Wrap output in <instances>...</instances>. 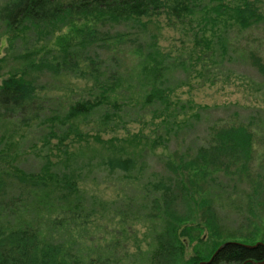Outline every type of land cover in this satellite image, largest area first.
Instances as JSON below:
<instances>
[{
  "label": "rangeland",
  "instance_id": "rangeland-1",
  "mask_svg": "<svg viewBox=\"0 0 264 264\" xmlns=\"http://www.w3.org/2000/svg\"><path fill=\"white\" fill-rule=\"evenodd\" d=\"M10 1L0 0V10ZM250 1L264 16V0ZM205 2L211 8L219 0ZM153 20L99 27L91 50L100 55L102 71L119 77L112 99L118 106L106 104L66 121L71 105L100 93L91 77L54 75L38 67L62 55L61 39L71 27L43 35L32 28L10 32L0 19V87L10 75L25 72L42 107L26 124L0 119V200L22 197L28 203L6 222L19 227L26 220L41 239L62 245L79 264H200L224 242L264 241V18L249 28L221 24L216 36L207 26L211 49L197 40V22L181 24L166 14ZM154 58L162 64L158 76L150 73ZM154 90L163 93V101H147ZM243 127L251 137L248 151L220 157L215 167L206 168L213 175H193L188 182L194 199L210 202L214 216L181 197L170 222L179 225L183 253L157 255L169 219L157 207L150 184L178 177L180 157L191 160L201 147L219 149L225 132ZM112 146L125 148L118 155L134 159L133 172L109 171L104 161L113 156ZM65 150L71 154L68 163H62ZM49 161L70 166L80 189V218L60 227L51 224L56 196L24 188L10 175L12 166L38 174Z\"/></svg>",
  "mask_w": 264,
  "mask_h": 264
},
{
  "label": "trees",
  "instance_id": "trees-1",
  "mask_svg": "<svg viewBox=\"0 0 264 264\" xmlns=\"http://www.w3.org/2000/svg\"><path fill=\"white\" fill-rule=\"evenodd\" d=\"M205 1L11 0L0 10V19L10 32L29 31L32 28L38 34L43 35L60 31L66 26L71 27L66 37L61 39L63 43L61 44L62 55L57 56L53 61L45 60L38 67L46 69L54 75L83 74L94 80V85L100 90V93L93 99L82 100L70 106L65 119L74 121L80 117L91 115L106 104L118 106L112 99L116 95V82L119 77L116 76V73L109 74L102 71L100 55L91 50L98 37L99 27L130 22L147 25L142 21L143 19L152 23L154 18L166 14L169 19H177L181 24L197 22L199 26V31L196 33L197 40L201 39L202 42H205L206 47L211 49L212 41L205 35L206 31L204 30L207 26L211 28L212 35L216 36L221 24L224 27L235 24L242 28H249L251 24L264 18L259 13L255 2L250 0H242L238 5H226L222 0H219L211 8ZM154 64L150 73L158 76L162 64L157 58H154ZM33 65L31 64V66ZM262 69L264 70V66ZM146 97L148 102L153 103L156 99L163 101L165 96L161 91L154 90ZM38 98L39 91L35 83L26 78L25 72L22 75H10L4 79L3 85L0 87V119L19 118L23 124L36 119L42 109ZM73 131L71 129V132ZM74 132L80 141L85 140L83 132L78 130ZM64 139L62 138L60 142L62 143ZM96 141L101 144L106 143L99 139ZM250 141L251 137L244 127L225 132L219 149H214L213 146L210 148L201 147L197 156L191 160H184L180 157L179 164L175 167L178 177L173 180L170 178V181L161 179L157 183L150 184L154 201L159 203L156 204L157 207H162L161 211L166 217L164 219H169L167 220V226H169L167 238L162 240L161 250L157 255L160 256L163 252V254H167V258H171L170 256H178L183 253V244L177 236L179 225L170 222L175 212L173 206L177 201H180L181 197H185L184 199L190 203H196L200 209L206 208L209 216H214L210 202L204 199L197 201L194 199V192L189 187L191 177L194 175L204 178L206 175H213L206 168L215 167L216 162L224 155L245 154ZM110 148L115 150L114 154L104 161L109 171L114 173L119 170L124 174L133 172L136 167L134 159L131 156L118 155V152H125V148H114V146ZM67 151L64 152L66 159L62 163L71 161V154ZM10 175L24 188L44 190L48 191V194L56 196L57 216L51 220L52 227H60L63 226L64 221L80 218L81 209H83L78 197L80 189L77 184V176L70 166L64 164L60 167L49 161L38 174H27L20 168L12 166ZM2 188L0 190H3ZM73 199L76 201L75 203H73ZM66 202L73 204V207H65ZM27 204L22 200V197L0 200V216L3 218V223L1 222L0 226V264H68L67 260L70 264H79L73 253L64 251L62 245L41 239L36 227L24 222L26 220L19 227H10L11 223H7L6 220L21 215L28 206ZM63 212L67 216L65 215L62 220L60 216H63ZM182 235H186L185 232ZM174 241L177 242V245ZM259 242L262 244L256 248H247L245 246L247 244L233 241L219 244L210 259L220 247L223 248L217 252L212 264H249L247 262L249 259L260 262L264 260V241ZM259 242L249 245H256Z\"/></svg>",
  "mask_w": 264,
  "mask_h": 264
},
{
  "label": "water",
  "instance_id": "water-1",
  "mask_svg": "<svg viewBox=\"0 0 264 264\" xmlns=\"http://www.w3.org/2000/svg\"><path fill=\"white\" fill-rule=\"evenodd\" d=\"M260 244H262V243H258V244H256V245H245L247 248H256V247H258ZM223 247H220L217 251H216V253L213 255V257L210 259V260H208V261H206V262H201L200 264H212L213 263V261H214V259H215V257H216V254H217V252L219 251V250H221ZM249 264L250 263H252V264H264V260H261L260 262H258V261H255V260H253V259H249V261H247Z\"/></svg>",
  "mask_w": 264,
  "mask_h": 264
}]
</instances>
